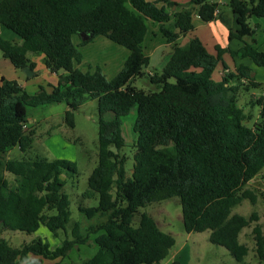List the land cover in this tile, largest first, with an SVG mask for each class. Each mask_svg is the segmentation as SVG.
<instances>
[{"label": "trees", "instance_id": "trees-1", "mask_svg": "<svg viewBox=\"0 0 264 264\" xmlns=\"http://www.w3.org/2000/svg\"><path fill=\"white\" fill-rule=\"evenodd\" d=\"M226 5L235 27L210 0L184 5L169 0H0V26L20 39L16 43L0 37L2 57L17 70L33 71L29 56L43 55L51 73L62 72L50 91L39 86L33 94L16 81L1 78L0 229L32 235L44 227L54 238L60 231L64 235L54 249L41 238L12 247L0 237V264H21L28 255L63 259L76 246L86 245L90 235H96L97 249L82 264H159L175 239L139 209L173 198L180 202L187 234L209 231L210 243L226 249L235 261H244L249 249L239 242V235L257 217L254 212L243 216L232 210L245 200L255 201L244 186L264 169V97L249 100V106L260 107L258 122L249 127L239 95L261 84L250 67L228 70L222 62L224 50L218 46L213 56L198 38L179 44L193 31L195 16L203 23L219 20L227 26L229 41L243 43L237 52H230L232 57L264 68V53L255 48V30L249 24L250 19L264 20V0H228ZM148 22L159 26L171 53L160 73L146 75L150 60L143 41ZM81 33L93 37L82 41ZM96 37L128 51L111 81L99 68L94 72L77 68L82 61L78 47ZM219 63L223 71L215 82L211 77ZM142 77L147 91L131 85ZM87 100L97 101L98 151L81 197L96 199L97 205L84 206L80 201L77 209L88 220L96 216L105 220L90 226L83 236L79 222L68 227L70 200L64 191L66 179L76 175L77 168L65 160L24 156L35 135L34 126L28 124V107L64 103V123L73 128L74 112ZM132 108L135 152L131 177L125 178L122 119ZM14 148L21 159L8 158ZM5 173L14 177L15 186H10ZM136 215L139 220L133 225ZM252 233L257 264H264V235L258 225Z\"/></svg>", "mask_w": 264, "mask_h": 264}, {"label": "rangeland", "instance_id": "rangeland-1", "mask_svg": "<svg viewBox=\"0 0 264 264\" xmlns=\"http://www.w3.org/2000/svg\"><path fill=\"white\" fill-rule=\"evenodd\" d=\"M180 5H184L188 0H173ZM219 3V10H225L224 15L228 17L231 15L230 9L227 7L228 0H210ZM220 22L227 30V26L219 20L213 22ZM264 22V20H262ZM210 22V23H213ZM256 19H250L249 24L255 30L253 35V43L255 48L264 53V28L258 26ZM207 24V23H205ZM231 26L232 24L229 23ZM151 28V27H150ZM149 28V29H150ZM215 28L211 25L204 29H199L198 34L207 38L210 42L214 39V34L210 33ZM216 39L221 43L222 38L217 33ZM183 40V38H181ZM189 40V37L187 38ZM250 40V39H249ZM89 44V45H88ZM94 44V45H93ZM92 50L91 54L83 52L82 46L78 47L81 55L84 57L86 64H91L90 72H94L97 64H100L102 73L106 76L108 81H111L119 73L118 64H123L121 61V50L128 53L126 49L120 47L104 37H96L86 44ZM108 45V46H106ZM166 47L156 49L153 55L150 56L148 67L144 69L146 75L148 73H160L161 62L165 58ZM0 52V61L2 60ZM82 62H80V66ZM96 66V67H95ZM222 66V65H221ZM221 66H217L214 70L211 79L218 81L220 78L219 72ZM122 68V66H121ZM87 70V68H85ZM104 69V70H103ZM255 81L261 84L260 88L250 89L248 92H241L239 101L240 106H244V113L249 116L250 120H246L245 124L252 127L259 118L260 107L258 105L249 106V100L252 98L264 97V68H254ZM62 74V72H59ZM43 74L41 73L40 79ZM50 75L46 77L49 81ZM133 87L147 91L149 85L146 83V77L136 78L131 82ZM34 86H28L27 92L33 93ZM66 107L64 103L50 106H43L37 108L28 107V124H33L35 128V135L31 149L25 154V158L34 160L37 158H45L49 161L65 160L72 163L77 168L76 175L66 179L64 187L65 193L69 196L71 213L70 223L68 227L74 223L79 222L81 227V234L84 236L86 229L92 225L102 223L105 218L96 216L88 220L78 212V205L81 201L84 206L93 207L97 205L96 199H82V194L87 190V179L92 170L97 164L98 151V112L97 101L87 100L81 104L74 112V127L70 128L64 123V111L62 108ZM136 111L132 108L127 116L122 119V132L125 139V147L123 153L127 157L124 164L125 178L131 177L132 157L135 149L132 144L135 140V135L132 132V125L135 121ZM110 117L107 115L106 117ZM29 120H34V123H29ZM258 122V121H257ZM22 155L18 148L12 149L8 158L21 159ZM5 179L10 186L16 185L14 177L5 173ZM245 189L254 193L255 201L250 203L245 200L241 205L232 210V214H239L243 216H250L252 212L255 213L257 220L249 227L244 228L239 235V242L248 247L249 253L243 262L239 263L228 253L226 249L221 246L214 245L208 241L209 231L202 233H189L184 231L181 216V205L177 198L164 200L158 203H151L144 208L139 209V214L146 213L150 215L157 223L159 229L167 234H170L175 239V245L170 250L169 255L159 264H172L178 262L179 264H257L258 260L255 254V242L252 230L255 225H258L264 235V169L253 180L244 186ZM139 216L133 218V225L138 223ZM96 235H90L89 241L86 245L76 246L63 259L48 261L40 257L28 255L21 259V264H82L89 259L96 252V245L94 238ZM0 237L5 239L12 247H20L24 243H29L34 239L41 238L44 242L49 243L52 249L61 244L64 239L63 233H58V238H54L52 234L44 227H41L38 232L32 235H27L17 231H3L0 229Z\"/></svg>", "mask_w": 264, "mask_h": 264}, {"label": "crops", "instance_id": "crops-1", "mask_svg": "<svg viewBox=\"0 0 264 264\" xmlns=\"http://www.w3.org/2000/svg\"><path fill=\"white\" fill-rule=\"evenodd\" d=\"M169 1L176 3V1H173V0H169ZM183 1H185V0H182V2ZM190 1L191 0H188L185 4L189 3ZM217 4H219V3H217ZM160 5H161V3H159V6ZM224 11L225 10H222V11L220 10L221 14L224 16V18L229 23L232 24V26L235 27L234 16L231 14L228 17H226L224 15V13H225ZM255 23L258 26H262L264 28V22L262 20L256 19ZM192 24L194 27L193 31H191L190 33H188L184 37H182L183 40L180 39V41H179L180 45H185L190 39L198 38L200 40V42L202 43V45L207 50V52L213 56H216V54H217L216 49H215L217 46L219 48H221L222 50H224V53L222 54V62L227 66L228 70L235 71L241 65L246 66V67H250L253 70H255L254 68H256V67L253 65V63L249 59L240 58L237 56L232 57L230 52H237L243 46V43L241 41L235 40V39L229 41L228 40V32H227L226 28L220 22L216 21L213 23L205 24L200 19H198V17L195 16L192 19ZM211 25L215 28V30H213V32L210 30H208V31L210 33L214 34V39L209 42L207 40V38L203 37L201 34H198V30L204 29V28L209 27ZM217 33L222 38L221 43H219L215 37V34H217ZM0 37H2L5 40L11 41V42H16V43L20 42V39L16 35H14L11 31L6 30L5 28H3L1 26H0ZM188 37H189V40H187ZM74 42L76 45H79V40L75 39ZM106 46H108V45H106ZM160 47H166L165 48L166 49L165 50V58L162 60L161 65H160L161 69H162L170 58L171 48L166 43L165 38L162 36L160 29H159V26L153 22H148L147 23V33H146L144 41H143L144 54L146 56H148L149 60H150V56L153 55V53L156 51V49H158ZM81 48H83L84 53L91 54L92 50L89 48V46L84 45ZM120 55H121V61L123 63V61L126 58V56L128 55V53H125V51L121 50ZM81 57H82V61H81L82 65L80 66V64H78L77 68L83 72L90 71V69L92 68L91 64H86L85 61L83 60L84 57L82 55H81ZM29 58H30L31 62H33L35 64V69L32 71L33 75H31V76H26L22 71L15 69L9 60L2 58V60L0 61V83H1V78H4L5 80L16 81L18 83V85H20L26 92H27L28 86H30V85L34 86L35 91L33 93L36 92V90L38 89L39 86L45 87L47 91H50V86H54L57 84L59 73L58 74L51 73L45 67V65L43 63V55H31V56H29ZM219 64L221 66V63H219ZM122 65L123 64H118L120 70H121ZM96 66H97V68L100 69L102 65L100 66V64H97ZM85 68H87V70ZM222 71H223V68L221 66V71L219 72L220 78L218 81L221 80ZM41 73L43 74L42 79H40ZM49 75H50L51 79H49V81H47L46 77H48ZM218 81H215V82H218ZM27 93L33 94L30 92H27ZM62 110L65 111L66 108L63 107ZM29 123H34V120H29Z\"/></svg>", "mask_w": 264, "mask_h": 264}, {"label": "water", "instance_id": "water-1", "mask_svg": "<svg viewBox=\"0 0 264 264\" xmlns=\"http://www.w3.org/2000/svg\"><path fill=\"white\" fill-rule=\"evenodd\" d=\"M93 37V33H81L80 34V38L82 41H88ZM22 72L26 75V76H31L33 75V72L28 70L27 68L22 69Z\"/></svg>", "mask_w": 264, "mask_h": 264}]
</instances>
